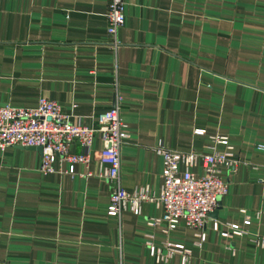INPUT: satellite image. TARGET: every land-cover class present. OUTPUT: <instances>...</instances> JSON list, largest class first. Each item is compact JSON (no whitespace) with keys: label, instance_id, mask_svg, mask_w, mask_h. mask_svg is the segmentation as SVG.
<instances>
[{"label":"crops","instance_id":"1","mask_svg":"<svg viewBox=\"0 0 264 264\" xmlns=\"http://www.w3.org/2000/svg\"><path fill=\"white\" fill-rule=\"evenodd\" d=\"M105 8V0H0V105L45 98L70 122L92 127L116 88L126 191L157 193V142L206 154L209 136H225L242 163L221 172L226 193L196 246L181 222L166 233L147 224L162 213L152 202L139 214L107 215L109 184L94 158L74 163L72 174H42L38 149L0 150V264H264V247L248 241L264 237V151L256 148L264 144V0H123L115 47ZM100 147L95 135L91 150ZM192 170L199 174L200 162ZM227 223L248 235L220 236ZM147 240L182 249L157 262Z\"/></svg>","mask_w":264,"mask_h":264},{"label":"built area","instance_id":"2","mask_svg":"<svg viewBox=\"0 0 264 264\" xmlns=\"http://www.w3.org/2000/svg\"><path fill=\"white\" fill-rule=\"evenodd\" d=\"M105 1V31L109 34L111 46L115 47L118 43L116 30L123 21V0ZM120 100L121 96L115 88L112 104L95 114L92 127L70 122L68 114L61 110L57 102L45 98H38L32 107L0 105V150L15 146L39 147L38 171L42 174H72L74 163L87 164L94 158L99 166L97 175L105 178L109 184L107 215L118 219L125 210L139 214L142 202H152L161 207L162 213L158 218H149L147 224H163L162 231L166 233L181 222L194 231V244L200 246L208 213L216 208L217 197L226 193L221 172H232L242 162L225 136H209V151L206 154L172 150L157 142L151 148L161 159V183L157 193L150 192L147 186L124 190L119 181V150L127 134L119 114ZM194 133L203 132L197 129ZM95 135L100 138L101 147L92 152L91 142ZM72 143L77 145L78 152H69ZM215 145L222 146V149L217 150ZM256 148L264 151V144H257ZM198 162L200 173L195 174L192 168ZM240 212L244 213L242 210ZM248 222V215H244L241 224ZM225 225L226 229L219 232L220 236L248 235L236 223ZM212 227L216 228L215 222ZM248 241L258 248L264 247V237L258 234H250ZM146 245L157 262L182 249L181 245L166 241L161 248H155L149 240ZM183 251L182 262L188 252L186 249Z\"/></svg>","mask_w":264,"mask_h":264},{"label":"water","instance_id":"3","mask_svg":"<svg viewBox=\"0 0 264 264\" xmlns=\"http://www.w3.org/2000/svg\"><path fill=\"white\" fill-rule=\"evenodd\" d=\"M17 147H20V146H17ZM22 148H31V147H22ZM34 148L39 150V147H34ZM215 211H216V208L210 213H208V215H214Z\"/></svg>","mask_w":264,"mask_h":264}]
</instances>
